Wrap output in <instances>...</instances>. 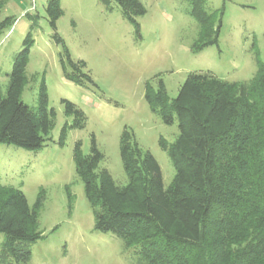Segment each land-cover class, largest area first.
Returning <instances> with one entry per match:
<instances>
[{"label": "rangeland", "instance_id": "374dc122", "mask_svg": "<svg viewBox=\"0 0 264 264\" xmlns=\"http://www.w3.org/2000/svg\"><path fill=\"white\" fill-rule=\"evenodd\" d=\"M146 13L138 16L140 30L112 1L59 0L63 15L54 29L47 14L49 0H5L1 19L13 23L0 34V88L7 94L16 56L30 34L34 40L26 67L22 101L36 110L42 83L48 94V110H54L51 141L40 151L0 143V183L20 188L29 205L39 196V228L43 238L31 246L26 264H143L135 247H128L112 231L95 229L93 208L85 184L76 170L74 150L78 142L84 155L95 145L102 154L100 169H107L122 187L129 178L120 145L130 131L144 153L158 161L168 188L176 170L167 150L175 142L179 122L167 124L146 99L148 85L159 89L162 80L170 100L176 98L188 74L210 72L230 82L251 80L258 62H264V0H205L219 41L197 51L205 35L191 14L188 0H140ZM70 57L84 61V72L96 85L67 80L61 66L64 46ZM62 99L75 103L86 115L84 127L72 126ZM67 127L64 144L59 143ZM4 235L0 233V243ZM2 264V263H0Z\"/></svg>", "mask_w": 264, "mask_h": 264}, {"label": "trees", "instance_id": "16d2710c", "mask_svg": "<svg viewBox=\"0 0 264 264\" xmlns=\"http://www.w3.org/2000/svg\"><path fill=\"white\" fill-rule=\"evenodd\" d=\"M102 1H114L139 32L137 17L146 13L140 0ZM188 1L206 36L195 49L217 44L220 25L214 29L206 1ZM63 13L59 0H49L47 14L55 30ZM12 23L13 18L0 17V34ZM54 38L64 46V77L78 85H96L84 72L86 63L71 59L57 32ZM33 43L29 34L14 60L6 96L0 88V143L37 152L52 140L55 112L47 108L45 82L36 110L21 98ZM146 99L165 123L178 119L175 142L161 140L176 170L174 180L164 187L158 161L140 149L128 130L122 134L120 152L129 182L122 187L107 169L99 168L102 154L95 139L88 155L78 142L74 160L93 208L95 229L116 233L137 249L143 264H264V62H258L255 76L246 82L191 72L176 98L169 99L161 80L157 90L148 85ZM62 103L66 113L75 116L72 126L84 127V111L70 100ZM42 199L43 193L31 207L20 188L0 183V263L26 264L31 259V246L44 237L39 228Z\"/></svg>", "mask_w": 264, "mask_h": 264}]
</instances>
